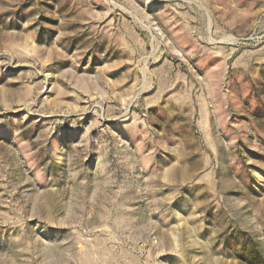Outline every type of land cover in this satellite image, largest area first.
Listing matches in <instances>:
<instances>
[{"label":"rangeland","instance_id":"374dc122","mask_svg":"<svg viewBox=\"0 0 264 264\" xmlns=\"http://www.w3.org/2000/svg\"><path fill=\"white\" fill-rule=\"evenodd\" d=\"M0 264H264V0H0Z\"/></svg>","mask_w":264,"mask_h":264}]
</instances>
